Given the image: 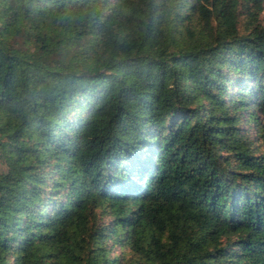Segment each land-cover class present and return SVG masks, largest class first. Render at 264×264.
Returning a JSON list of instances; mask_svg holds the SVG:
<instances>
[{"label":"trees","instance_id":"1","mask_svg":"<svg viewBox=\"0 0 264 264\" xmlns=\"http://www.w3.org/2000/svg\"><path fill=\"white\" fill-rule=\"evenodd\" d=\"M263 2L0 0V264H264Z\"/></svg>","mask_w":264,"mask_h":264},{"label":"rangeland","instance_id":"2","mask_svg":"<svg viewBox=\"0 0 264 264\" xmlns=\"http://www.w3.org/2000/svg\"><path fill=\"white\" fill-rule=\"evenodd\" d=\"M259 20L262 24H264V2L259 12ZM23 71H24L25 76L28 78V80L33 83L37 91L39 92L46 91L49 82L41 70H37L30 66H24Z\"/></svg>","mask_w":264,"mask_h":264}]
</instances>
